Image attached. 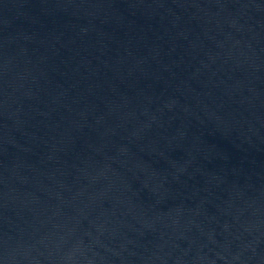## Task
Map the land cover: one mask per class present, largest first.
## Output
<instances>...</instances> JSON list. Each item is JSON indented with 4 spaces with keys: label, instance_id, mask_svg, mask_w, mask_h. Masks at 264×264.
Wrapping results in <instances>:
<instances>
[{
    "label": "water",
    "instance_id": "95a60500",
    "mask_svg": "<svg viewBox=\"0 0 264 264\" xmlns=\"http://www.w3.org/2000/svg\"><path fill=\"white\" fill-rule=\"evenodd\" d=\"M0 264H264V0H0Z\"/></svg>",
    "mask_w": 264,
    "mask_h": 264
}]
</instances>
